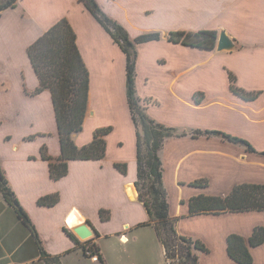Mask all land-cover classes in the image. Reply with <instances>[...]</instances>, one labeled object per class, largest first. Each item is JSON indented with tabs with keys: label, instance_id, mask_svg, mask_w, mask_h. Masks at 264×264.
Returning <instances> with one entry per match:
<instances>
[{
	"label": "crops",
	"instance_id": "obj_1",
	"mask_svg": "<svg viewBox=\"0 0 264 264\" xmlns=\"http://www.w3.org/2000/svg\"><path fill=\"white\" fill-rule=\"evenodd\" d=\"M97 1L131 38L162 34L159 40L137 45L136 90L151 117L181 130H220L255 149L205 135L170 137L162 149L170 214L179 218L178 231L199 238L209 248L200 253V264H238L228 254V236L236 233L248 239L256 226L264 225V211L191 215L189 200L202 194L225 197L241 183L264 184V0ZM62 18L74 28L90 74L88 112L73 140L84 146L97 129L111 126L105 157L69 160L66 175L51 177L50 162L42 157L41 148L45 146L57 159L61 142L50 91L51 97L47 93L42 97L46 110L31 108L34 130L8 132L11 137L0 146V167L34 223L42 247L54 260L50 264H67L64 257L87 241L99 247L106 264H117L105 253L102 238L118 235L125 241L129 233L131 239L146 238L151 251L160 247L165 254L156 228L146 224L150 214L135 184L137 134L127 98V56L85 4L18 0L16 7L0 11V69L11 60L10 51L17 53L22 64L14 67L24 74L29 90H36L40 81L28 47ZM202 30H216L218 35L226 31L236 47L219 51L168 39L172 31ZM230 73L238 87L259 92L258 96L248 100L234 93ZM9 89V82H0L1 91ZM22 99L27 101L25 95ZM147 99L158 103L148 104ZM16 121L21 123L19 117ZM32 133L34 138L26 137ZM116 163H127V173ZM201 179L208 184H193ZM54 193L60 195L56 204H39L41 197ZM102 209L109 218H102ZM84 221L96 235L85 241L75 235V239L71 227ZM250 252L251 264H264V243L250 247ZM41 254L32 231L6 201L0 186V264H49Z\"/></svg>",
	"mask_w": 264,
	"mask_h": 264
},
{
	"label": "trees",
	"instance_id": "obj_2",
	"mask_svg": "<svg viewBox=\"0 0 264 264\" xmlns=\"http://www.w3.org/2000/svg\"><path fill=\"white\" fill-rule=\"evenodd\" d=\"M79 1L85 4L127 56V98L137 134L138 170L135 184L139 191V198L150 214V220L146 224H151L156 228L159 240L165 248L167 264H200V253L209 252V248L199 238L181 234L177 228L179 218L170 214L169 192L164 182L162 161L164 144L170 137L205 135L221 136L232 142L244 144L249 150L255 149L248 141L220 130H181L151 117L147 113V105L142 103V99L136 90L137 45L159 40L162 38V34L150 32L131 38L128 30L119 21L104 12L97 0ZM17 4L18 0H1L0 11L9 7H16ZM217 38L218 31L216 30L172 31L168 34L170 41L208 49L216 47ZM28 56L40 81L36 93L49 89L52 93L56 113L61 154L57 159H53L45 146L41 148L42 157L50 162L51 177L59 179L66 175L69 170V160L104 158L107 149L105 137L112 131L111 126L97 129L92 141L84 146L79 147L73 140V134L83 129L88 112L90 74L78 48L76 32L69 20L62 18L50 27L28 47ZM230 83L232 91L244 99L252 100L259 94V92H248L238 87L236 76L232 73H230ZM146 101L148 104L158 103L157 100L147 99ZM196 101H200L197 95ZM32 138L34 136L30 137V139ZM115 165L120 171L127 173V163H116ZM193 184L206 186L208 181L201 179ZM0 186L6 201L14 207L18 216L35 236L42 258L47 263H52L54 260L42 247L34 223L9 186L1 167ZM59 198L58 193L46 195L39 199V204L54 205L59 201ZM253 210L264 211V184L241 183L235 185L225 197L202 194L189 200V213L191 215ZM104 212L105 210L102 209V218H109V215H105ZM71 235L77 239L75 235ZM262 243H264V225L256 226L248 239L232 233L228 236V254L238 264H251L253 263V256L250 247ZM83 250L86 256H90L88 250L98 254L99 262L106 264L99 247L95 243L87 241L83 245Z\"/></svg>",
	"mask_w": 264,
	"mask_h": 264
},
{
	"label": "rangeland",
	"instance_id": "obj_3",
	"mask_svg": "<svg viewBox=\"0 0 264 264\" xmlns=\"http://www.w3.org/2000/svg\"><path fill=\"white\" fill-rule=\"evenodd\" d=\"M10 53L11 60L5 63L4 67L0 69V77H4L0 82L5 80L10 83L9 90H0V146H2L4 142H8L11 137L8 132L26 134L29 130H34L36 126L30 121L32 117V113L30 112L31 108L37 106L46 110V103L42 97L46 93L51 97L50 90L48 89L41 93H36L35 89L29 90L24 74L20 73V69L17 70V67L22 64L20 63L22 62L20 56L12 51H10ZM22 95H25L27 101H23ZM23 105H25V109ZM19 109H21V111H19ZM50 109L55 119L53 106L50 105ZM26 115H28V119L30 117L29 121L26 120ZM18 117L21 119V123L16 121ZM4 118H6L5 121ZM31 136H35V134H28L26 137L28 138ZM48 138H51L50 135ZM128 236L129 239L125 241L118 235L102 238L105 253H107L115 263L166 264L165 254H163L160 247L154 248V251H151L146 242V238L140 236L138 239H131L130 233ZM64 259L67 264H100V262L90 256L85 257L82 247H78V250L67 254Z\"/></svg>",
	"mask_w": 264,
	"mask_h": 264
},
{
	"label": "water",
	"instance_id": "obj_4",
	"mask_svg": "<svg viewBox=\"0 0 264 264\" xmlns=\"http://www.w3.org/2000/svg\"><path fill=\"white\" fill-rule=\"evenodd\" d=\"M216 47L219 51L232 50L236 47V42L226 31H221L217 38ZM71 228L74 235L80 240H89L96 235L92 226L85 221Z\"/></svg>",
	"mask_w": 264,
	"mask_h": 264
},
{
	"label": "built area",
	"instance_id": "obj_5",
	"mask_svg": "<svg viewBox=\"0 0 264 264\" xmlns=\"http://www.w3.org/2000/svg\"><path fill=\"white\" fill-rule=\"evenodd\" d=\"M66 222H67V224H68V219L66 220ZM68 226H70L69 224H68ZM87 248L89 249V246L87 245ZM90 250H88V254L90 255V257H92L93 259H95L96 261H99V256H98V254H96V253H93V252H89Z\"/></svg>",
	"mask_w": 264,
	"mask_h": 264
}]
</instances>
